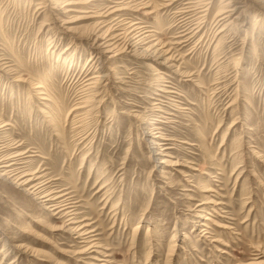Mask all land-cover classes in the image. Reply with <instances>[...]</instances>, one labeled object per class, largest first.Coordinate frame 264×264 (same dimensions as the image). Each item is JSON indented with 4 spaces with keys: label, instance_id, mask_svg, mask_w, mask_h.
Instances as JSON below:
<instances>
[{
    "label": "rangeland",
    "instance_id": "rangeland-1",
    "mask_svg": "<svg viewBox=\"0 0 264 264\" xmlns=\"http://www.w3.org/2000/svg\"><path fill=\"white\" fill-rule=\"evenodd\" d=\"M41 2L0 0V146L32 156L99 249L76 254L0 179V264H264V2L236 0L223 27L221 1H201L187 32L178 4L125 12L109 53L85 5Z\"/></svg>",
    "mask_w": 264,
    "mask_h": 264
},
{
    "label": "bare ground",
    "instance_id": "bare-ground-1",
    "mask_svg": "<svg viewBox=\"0 0 264 264\" xmlns=\"http://www.w3.org/2000/svg\"><path fill=\"white\" fill-rule=\"evenodd\" d=\"M98 1L100 2L102 0H66L60 3L58 0H43V2L39 3L38 5L41 6L42 4L43 6L39 8L45 10L46 7H48L47 4L52 3L55 4L56 6L58 5L60 6L61 4H63L61 5L62 7L60 8L62 14L69 13L70 11L73 10V9H68L67 7H71L74 5H85L86 8L77 10V12L80 15L76 17V21L91 20V19L96 20V22L94 23V28H96V32H99L100 29L105 28L106 29L105 39H104L105 41L104 42L102 41L103 43L101 44L100 48L109 49L107 50V53H109L111 52L112 41L116 38L115 37L116 31H118L117 29H115V26L118 27V25L115 24H119V21H117L116 19H124L126 15L125 12L138 13L141 14L142 16L150 17V16H156L159 13V11L168 9L173 5L176 6L178 4L179 6H182V10H183L182 12H180L181 14L179 15L180 18L182 19L180 22H178L179 28H183L184 30L183 32H187L190 31L191 27H193L195 24H197L196 26L198 27L197 21L200 20L201 17H204L205 14L204 16L202 15L200 17H198V15H201L202 13H206L208 11L209 8L208 5L210 3L202 4L201 6H198L199 5L198 3L201 1H211V0H186L184 4H180L184 0H164L159 5H153L151 3V0H104L107 2V6L100 11H98L99 8L96 7V5L95 6L93 5ZM220 1H221L220 8L214 19H218L216 20L217 21L216 26L217 24L218 25L221 24V26L224 27L226 26L225 23H227V21L231 19V14L232 12L235 11L234 5L237 4V2L236 0H220ZM256 1L261 3L264 2V0H256ZM194 2L196 3V6L194 5ZM39 8H37V10ZM109 19H111L110 22H107L109 21ZM100 26L101 28L99 29ZM222 31L223 30H220L219 33L220 32L222 33ZM190 33H192V31ZM143 34L144 33L139 34V36H137L135 40L137 42L143 41L144 40V37L142 36ZM115 48L117 47H114L113 50ZM117 51L118 50H116V52ZM160 51L164 53V55H167V51L164 50L163 47H161ZM117 53L115 55H117ZM2 65L0 64V68L3 71H8L7 67L3 65L5 67L4 68ZM16 81H21V80L17 79ZM91 84L89 83V85ZM33 89L35 92L38 91L39 95H42L41 97L42 100L49 101V96L45 93V90L42 89L41 86L37 85ZM5 126H9V124L0 125V129ZM7 150H8L7 145L0 146V179L11 182L16 188L24 189V190L26 189L25 191L28 193V195H31L34 198V200H36L44 208V210L50 212L52 216L57 217L58 220H62L63 221L62 226L60 228L52 229V232H56L58 230L63 231L69 234L70 236L74 237L73 240L76 239L77 241H79V244H83L84 250L76 254L80 255L88 252L92 254L96 252V251H91L94 250L95 248L99 249L98 248L99 246L96 243H94V241H96L93 239L95 236L93 235L94 231H88L87 227L89 226V224H85L87 221L84 223V221H80L78 219L79 216L77 217V214L75 213V207H76L75 203L71 201L70 197L67 196L66 193L59 195L57 192H54L52 190L53 188H51V183L53 180L43 179V176H40L39 172L36 171L31 172L27 170L26 168L28 163L27 160L30 157H32L28 155V152H23V153L11 152L8 154ZM160 163L164 164V162H160ZM204 220L206 221L207 219L204 218ZM202 225L206 226L203 223Z\"/></svg>",
    "mask_w": 264,
    "mask_h": 264
}]
</instances>
